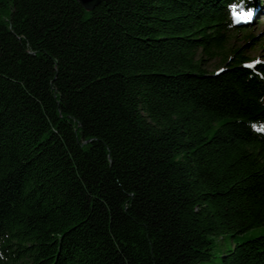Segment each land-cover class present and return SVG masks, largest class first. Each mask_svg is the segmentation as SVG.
Returning <instances> with one entry per match:
<instances>
[{"label": "trees", "instance_id": "obj_1", "mask_svg": "<svg viewBox=\"0 0 264 264\" xmlns=\"http://www.w3.org/2000/svg\"><path fill=\"white\" fill-rule=\"evenodd\" d=\"M229 3L0 0V264H200L264 228V63ZM233 244L264 264V232Z\"/></svg>", "mask_w": 264, "mask_h": 264}, {"label": "rangeland", "instance_id": "obj_2", "mask_svg": "<svg viewBox=\"0 0 264 264\" xmlns=\"http://www.w3.org/2000/svg\"><path fill=\"white\" fill-rule=\"evenodd\" d=\"M261 9L256 15L255 19L249 23L248 31H241L238 33H231L229 40V47H240L244 49L247 55L250 57L249 60L264 61V0L260 4ZM249 34L254 35V39L251 40ZM228 47V48H229ZM218 59L210 60L207 62L208 68L210 71H215L219 67L223 66L222 64H217ZM264 232V228H254L248 232L238 235L235 239H227L225 246L220 244L217 241V246L214 249V255L209 261L202 262L200 264H220V255L228 247L234 246V241H244L246 238L251 236H257Z\"/></svg>", "mask_w": 264, "mask_h": 264}, {"label": "snow or ice", "instance_id": "obj_3", "mask_svg": "<svg viewBox=\"0 0 264 264\" xmlns=\"http://www.w3.org/2000/svg\"><path fill=\"white\" fill-rule=\"evenodd\" d=\"M243 7H244L243 5H238L236 3H229L228 4V9L232 13L234 23H239L241 21L247 20V19H249V17L252 16V11H239ZM260 63H264V61H260L259 59H257L255 61H251V62L247 63L246 67L251 69ZM218 71H223V69H218ZM252 127L254 129H256V131L264 133V125H260V126L252 125Z\"/></svg>", "mask_w": 264, "mask_h": 264}, {"label": "water", "instance_id": "obj_4", "mask_svg": "<svg viewBox=\"0 0 264 264\" xmlns=\"http://www.w3.org/2000/svg\"><path fill=\"white\" fill-rule=\"evenodd\" d=\"M86 10L91 11L103 0H77Z\"/></svg>", "mask_w": 264, "mask_h": 264}, {"label": "clouds", "instance_id": "obj_5", "mask_svg": "<svg viewBox=\"0 0 264 264\" xmlns=\"http://www.w3.org/2000/svg\"><path fill=\"white\" fill-rule=\"evenodd\" d=\"M238 5H244V0H239V3H236ZM239 11H245L244 7L242 9H240ZM247 11H252L253 12V9L252 8H248ZM251 17H249L250 19ZM235 23L233 22V17H232V13L230 11V23H229V27L233 26ZM253 131H256V129L253 128Z\"/></svg>", "mask_w": 264, "mask_h": 264}]
</instances>
